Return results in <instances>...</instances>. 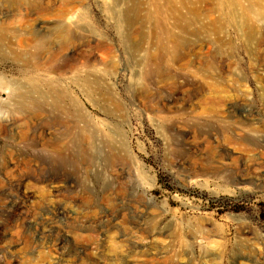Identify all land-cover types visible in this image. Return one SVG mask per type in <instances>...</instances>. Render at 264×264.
Listing matches in <instances>:
<instances>
[{
  "label": "rangeland",
  "instance_id": "obj_1",
  "mask_svg": "<svg viewBox=\"0 0 264 264\" xmlns=\"http://www.w3.org/2000/svg\"><path fill=\"white\" fill-rule=\"evenodd\" d=\"M19 1L0 23L49 38L34 76L83 118L0 95V264H264V28L249 40L207 0L196 18L179 0H26L48 19ZM0 76L22 68L1 58Z\"/></svg>",
  "mask_w": 264,
  "mask_h": 264
},
{
  "label": "bare ground",
  "instance_id": "obj_2",
  "mask_svg": "<svg viewBox=\"0 0 264 264\" xmlns=\"http://www.w3.org/2000/svg\"><path fill=\"white\" fill-rule=\"evenodd\" d=\"M179 1L181 4H183L184 6H186L188 8L189 13L192 14L194 18L198 17L199 11H197V9L192 6L194 4H191V2L190 3L188 2L190 0H179ZM191 1H194V0H191ZM207 1H211L214 4L215 11L217 9H221V8L230 9L231 10V12L229 14L230 18L228 21H225V22L228 23L227 25L230 26L233 30H235L238 34H240L242 36H246L247 39H249V40H253L257 36V33H258L257 30L259 28H262V27L264 28V23L262 22V19L255 22V24L252 23L251 20L248 19L252 15L259 17L261 14L264 17V0H248V6L246 7L245 11H243V12L238 11V10H241L239 7L241 1H239V0H207ZM18 3H20V5H15L13 7L15 12L19 11V9H21L22 6H24V7H27L28 9L37 8L38 9L37 11H39L38 12L39 17H41L42 19L43 18L48 19V18H51L53 16L58 17L57 12L54 13L51 11L52 8L49 10V9H44L43 7H37L36 3H34V2L31 3L30 1L27 2V4H25L26 0L19 1ZM188 3L190 5L189 7L187 6ZM39 6H40V4H39ZM59 10L60 9H58V11ZM209 13L210 14L214 13V10L213 9L210 10ZM173 14L176 17L174 27L183 30L186 26L185 25L186 22L183 21L184 18L177 11L174 12ZM17 16L18 15H16V17ZM146 16H147V18H150V19L152 18V14H149V15L147 14ZM172 26H173V24H172ZM196 28H198V27L196 26ZM223 29H225V23H222L219 21L207 23L201 27L202 31L209 32V33L213 32V34H218V35H220V33L223 32ZM24 30H21L24 32H18V30L12 29L11 28V22L10 23H0V57L4 58V60L5 59L8 60V58L12 59L15 63H17L19 65L20 68H22V75H23V78H20V79L17 78V79H13V80L11 79V81H6V80L4 81V79L0 76V95L2 94V92H5V94L7 95V99L9 101H11L13 106H14L13 111L17 115L19 114L20 116H23V117H37V115H39L43 111L45 106L47 107L48 105L59 108L63 113H68V115L71 118L73 117V119H76L75 117L81 116V115L78 116V114H79L78 113L79 111L77 112L78 108L75 107L76 106L75 102H74L73 98H71L69 96L65 86H63L62 84L57 83V82L56 83L55 82L54 83L48 82L46 79L42 78L39 75H38V77L34 76V74H36L37 72H40L43 69V66L45 65V62L43 61V56L51 50L50 40H48L49 38L43 40V38L41 36H39L35 31H30V30H28V28L24 29ZM191 31L192 30H190V32ZM67 33H68L67 29L63 24L62 25L58 24L54 28V37H56V38L62 39L67 35ZM183 33H185V32H183ZM169 35H170V33H169ZM258 35H259V33H258ZM154 37L155 36H153V38ZM261 40H262V38H261ZM170 41L175 45H177L180 42L178 36L177 37L170 36ZM39 55H40L41 59L39 58ZM1 58H0V60H1ZM216 87L217 86L215 85V88ZM68 105L69 106L71 105V106H73V108H76V109L70 110V109H68V107H69ZM75 126H77V125H75ZM74 130H73V132H74ZM71 131H72V129H71ZM248 131H250V130H248ZM252 132H253L252 135H254L255 133L253 130H252ZM256 134L254 136H256ZM257 135H259V134H257ZM262 138H263V136H262ZM240 140H242V138ZM240 140H238L239 141L238 144L242 143V142H240ZM256 140H254V141H256ZM260 140H262V139H260ZM227 142H229V141L227 140ZM229 143H231V142H229ZM245 144L246 143H244V146H245ZM248 146H246V148ZM254 147H256V146H254ZM239 148H240V146H239ZM256 148H255V150H256ZM248 149H249V147H248ZM255 150H253V151H255ZM250 157H251V155H250ZM251 158H253V157H251ZM254 159H256V158H254ZM249 161L251 162V160H249ZM252 162L254 163V161H252ZM261 162L264 163V160ZM246 165H247L246 168H248V163ZM253 167H249V170H250V168H253ZM255 169H256V167H255ZM237 174H239V173H237ZM241 177H243V176H241ZM147 261H149V259H147Z\"/></svg>",
  "mask_w": 264,
  "mask_h": 264
}]
</instances>
